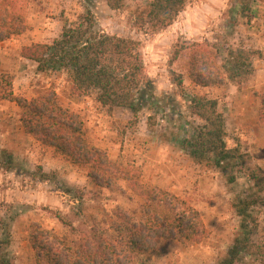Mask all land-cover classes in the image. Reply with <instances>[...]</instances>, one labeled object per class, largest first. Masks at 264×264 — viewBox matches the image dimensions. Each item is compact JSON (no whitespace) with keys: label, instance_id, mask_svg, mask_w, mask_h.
Returning a JSON list of instances; mask_svg holds the SVG:
<instances>
[{"label":"rangeland","instance_id":"obj_1","mask_svg":"<svg viewBox=\"0 0 264 264\" xmlns=\"http://www.w3.org/2000/svg\"><path fill=\"white\" fill-rule=\"evenodd\" d=\"M16 1L27 29L0 42V87L9 79L12 92L26 98L54 91L59 103L81 117L88 141L118 165L136 169L146 187L169 190L201 216L205 230L197 241H166L163 254L137 255L135 264H221L234 240L246 232L232 202L254 196L247 168L264 172L258 96L264 89L255 85L264 80V0H186L176 19L159 29L135 24L152 0H124L120 9L104 0ZM89 12L95 31L139 43L147 94L135 113L101 106L95 92L83 94L73 87L65 69L38 72L36 63L22 56L24 46L50 43L64 25L82 22ZM239 48L257 52L252 63L262 70L258 79L253 73L237 86L227 79L226 68L229 51ZM200 72L223 83L194 85L191 77ZM196 94L217 100L226 145L239 147L245 156L226 171L212 161L193 162L185 147L184 140L202 123L192 113ZM20 116L15 102L0 98V219L10 227L5 252L16 264H40L30 242L35 225L49 233L48 241L56 247L52 236L76 241L92 224L108 228L116 207L139 213L143 201L124 180L109 188L97 186L87 167L27 134ZM249 214L256 223L248 219L252 224L246 233L264 248V205L251 206ZM242 257L239 264H264V251Z\"/></svg>","mask_w":264,"mask_h":264},{"label":"trees","instance_id":"obj_2","mask_svg":"<svg viewBox=\"0 0 264 264\" xmlns=\"http://www.w3.org/2000/svg\"><path fill=\"white\" fill-rule=\"evenodd\" d=\"M111 9L123 7L124 0H104ZM186 0H152L147 10L136 18L135 24L159 29L170 25L184 9ZM16 0H0V42L22 34L27 22ZM89 12L82 22L64 25L60 35L50 43H33L22 48V56L36 63L38 72L65 69L73 87L80 93L95 92L103 107H127L134 113L145 99L147 81L145 65L138 41L93 29ZM257 52L245 49L228 53L227 79L239 86L255 71L252 57ZM194 85L208 87L222 84L223 79L206 75H192ZM0 87V98L15 102L21 109L20 120L27 134L43 145L63 154L73 164L88 168V177L99 187H110L124 180L129 189L142 199L139 213L116 207L108 228L92 224L76 241L52 236L58 246L48 241L49 233L32 228L30 242L38 253L40 264H135L137 255L153 256L165 252L164 242L193 243L204 232L198 210L183 198L160 187H146L134 168L122 167L109 158L106 151L87 140L81 117L59 103L54 91L26 98L12 92L9 79ZM181 84V78L178 81ZM261 107L259 121L264 125V93L259 94ZM192 113L202 121L194 129L191 139L184 140L193 162L212 161L215 167L226 171L244 159L239 147L228 148L225 141V119L217 108V100L206 95H194ZM240 160V161H239ZM233 163V164H230ZM254 196L239 198L232 207L240 217V226L246 232L255 224L249 214L253 205H264V172L247 168ZM235 177L230 176V182ZM248 219H251L252 223ZM0 264H16L5 252L11 241L9 225L0 219ZM236 238L221 264H239L242 253L256 256L264 248L255 244L249 234Z\"/></svg>","mask_w":264,"mask_h":264},{"label":"crops","instance_id":"obj_3","mask_svg":"<svg viewBox=\"0 0 264 264\" xmlns=\"http://www.w3.org/2000/svg\"><path fill=\"white\" fill-rule=\"evenodd\" d=\"M262 69H255V71H254V74H256L255 75V78L256 79H258L259 78V76H261V73H260V71H261ZM253 75V74H252ZM251 75V76H252ZM255 85H256V88L258 89V90H260V89H264V80H262V81H257V83H255Z\"/></svg>","mask_w":264,"mask_h":264}]
</instances>
